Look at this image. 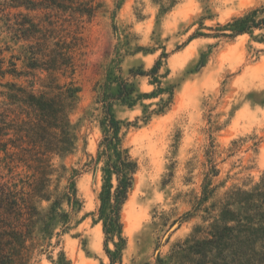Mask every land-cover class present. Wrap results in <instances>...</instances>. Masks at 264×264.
Segmentation results:
<instances>
[{
	"label": "rangeland",
	"instance_id": "obj_1",
	"mask_svg": "<svg viewBox=\"0 0 264 264\" xmlns=\"http://www.w3.org/2000/svg\"><path fill=\"white\" fill-rule=\"evenodd\" d=\"M97 1L100 12L82 33L79 67L72 79H60L62 84L72 81L79 90L70 116L78 142L74 153L56 163L82 169L75 180L82 208L74 219L76 226L60 236L59 246L38 257L36 264H53L47 256L56 261L60 250L70 264H108L101 224L95 223L101 173L95 175L83 166L89 156L94 157L100 138V112L94 101L107 68L119 67L127 78L132 69L149 70L161 47L167 54L159 71L160 89L148 77L132 80L141 93H154L152 98L131 108L120 103L112 108L117 120L135 124L128 130L126 146L138 164L121 212L126 239L122 264H151L157 254L168 259L171 245L199 222L179 228L171 225L200 192L208 169L207 150H214L219 171L214 184L223 185L219 194L233 187H250L264 173V43L258 42L260 32L252 38L189 40L195 32L213 34L207 28L224 25L264 0H163L170 7L174 1V6L161 15L154 0ZM14 13L0 10V59H4L2 70H9L10 62L15 64L18 76L0 73V91L6 82L27 85L37 80L33 76L38 72L26 68L28 41L11 39L7 28L14 23ZM39 84L35 81V89H40ZM163 106L164 112L157 114ZM146 115L150 120L144 122ZM22 177V170L9 171L0 163V183L18 184ZM108 248L114 250L111 243Z\"/></svg>",
	"mask_w": 264,
	"mask_h": 264
},
{
	"label": "trees",
	"instance_id": "obj_2",
	"mask_svg": "<svg viewBox=\"0 0 264 264\" xmlns=\"http://www.w3.org/2000/svg\"><path fill=\"white\" fill-rule=\"evenodd\" d=\"M154 2L160 6V15L174 6V1L171 7L163 0ZM100 9L97 0H0V10H8V14L15 11L14 23L7 27L11 39L29 43L26 68L38 72L33 76L37 80L30 84L1 85L0 163L9 171L22 170L23 177L18 184L0 183V264H36L38 257L52 253L60 244L59 237L77 224L74 219L82 201L75 180L82 169H68L56 160L66 158L77 148V130L70 116L79 90L72 81L62 84L60 79L73 78L79 67L78 55L84 49L82 33ZM22 10L41 16L29 17ZM206 18L209 16L201 20ZM207 29L214 33L195 32L189 40H230L242 35L252 38L257 31L258 42L264 43V4ZM161 49L149 70L132 69L127 78L119 67L107 68L95 96L101 133L94 157L89 156L83 166L95 175L101 173L95 223L101 224L108 264H122L126 239L122 236L121 212L138 171L137 161L126 146L128 130L135 124L117 120L112 108L116 103L131 108L153 97L154 93L139 91L132 81L136 77H148L149 83L160 89L159 71L167 58L164 47ZM3 64L1 58V76L17 74L15 64L10 62L11 68L2 70ZM35 81L40 89H35ZM171 98L172 94L169 101ZM163 112L164 106L156 113ZM143 118L147 122L150 115ZM206 156L208 169L199 194L171 225L179 228L193 220L199 222L171 245L168 259L157 254L151 264H264V173L250 187H233L219 194L223 185L214 184L219 174L214 150H207ZM54 237L57 240L51 244ZM109 243L114 250L108 248ZM47 258L53 264H70L63 250L57 253L56 261Z\"/></svg>",
	"mask_w": 264,
	"mask_h": 264
},
{
	"label": "water",
	"instance_id": "obj_3",
	"mask_svg": "<svg viewBox=\"0 0 264 264\" xmlns=\"http://www.w3.org/2000/svg\"><path fill=\"white\" fill-rule=\"evenodd\" d=\"M176 226H178V225H176ZM177 228V227H176Z\"/></svg>",
	"mask_w": 264,
	"mask_h": 264
}]
</instances>
